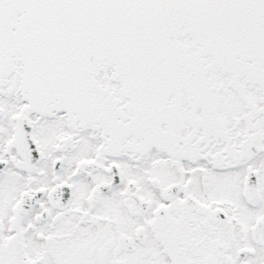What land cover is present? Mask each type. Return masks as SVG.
<instances>
[{
	"label": "snow or ice",
	"instance_id": "6c2138e0",
	"mask_svg": "<svg viewBox=\"0 0 264 264\" xmlns=\"http://www.w3.org/2000/svg\"><path fill=\"white\" fill-rule=\"evenodd\" d=\"M0 264H264V0H0Z\"/></svg>",
	"mask_w": 264,
	"mask_h": 264
}]
</instances>
